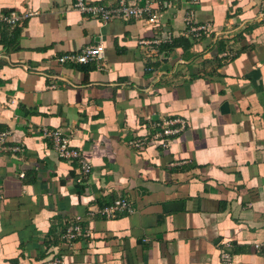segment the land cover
Here are the masks:
<instances>
[{"label": "crops", "instance_id": "0c3cea01", "mask_svg": "<svg viewBox=\"0 0 264 264\" xmlns=\"http://www.w3.org/2000/svg\"><path fill=\"white\" fill-rule=\"evenodd\" d=\"M73 3L0 0L30 12L0 25V264H264V0L157 2L154 24L99 22ZM189 12L209 32L190 35ZM141 39H160L162 58ZM96 42L100 68L57 61ZM160 116L186 125L167 146L134 147ZM44 127L68 137L87 176ZM122 196L132 212L88 215ZM77 216L90 236L61 240Z\"/></svg>", "mask_w": 264, "mask_h": 264}, {"label": "built area", "instance_id": "2783aa9c", "mask_svg": "<svg viewBox=\"0 0 264 264\" xmlns=\"http://www.w3.org/2000/svg\"><path fill=\"white\" fill-rule=\"evenodd\" d=\"M168 0H116L114 6H106L89 2L88 0H74L73 8L80 12L85 18H91L99 22H106L112 18L121 19H144L148 24H154L159 20V12L154 8L155 3L163 2L166 4ZM30 12L16 13L0 12V25H14L21 18L27 16ZM185 22L189 27V34L194 37H199L202 34L209 32L211 27L209 24H195L192 12L185 18ZM160 39L139 40V48L149 59L162 58L163 53L159 51ZM57 61L61 64H87L93 62L100 68L104 64V45L100 42L88 44L79 51H70L57 57ZM151 69V68H149ZM186 121L180 117L160 116L154 124L153 133L137 138L132 142L134 147L139 150L144 149L146 145H160L167 146L169 138L177 134L184 126ZM7 131L0 132V149L4 147V143L8 137ZM42 135L52 141V148L59 158L66 160H76L78 164V178H83L91 172L90 164L83 159L81 154L75 148L70 147L69 139L64 136L60 130L42 128ZM19 146H10V150L18 151ZM131 201L127 197H118L111 202L102 204L96 212H88L89 216L109 217L113 218L122 214L132 212ZM80 217H75L68 224H66L60 233V239L65 241H72L80 238H87L91 231L85 227L81 222ZM225 246H228L226 243ZM225 246L219 249L220 259L228 263L231 260V254L225 249ZM254 249L264 253V242H257L254 244ZM62 258H55L47 264L61 263Z\"/></svg>", "mask_w": 264, "mask_h": 264}]
</instances>
